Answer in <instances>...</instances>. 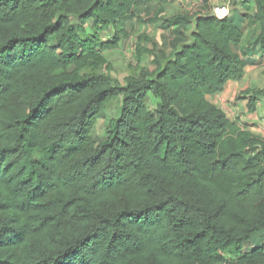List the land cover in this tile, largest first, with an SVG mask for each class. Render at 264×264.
I'll use <instances>...</instances> for the list:
<instances>
[{
  "label": "trees",
  "instance_id": "obj_1",
  "mask_svg": "<svg viewBox=\"0 0 264 264\" xmlns=\"http://www.w3.org/2000/svg\"><path fill=\"white\" fill-rule=\"evenodd\" d=\"M150 1L0 0V264H264V245L242 252L264 235V138L207 99L242 79L251 43L264 55V0L241 1L245 41L207 0L165 19L179 40L166 54L137 37L139 71L119 86L100 52ZM261 98L233 100L253 113Z\"/></svg>",
  "mask_w": 264,
  "mask_h": 264
},
{
  "label": "rangeland",
  "instance_id": "obj_2",
  "mask_svg": "<svg viewBox=\"0 0 264 264\" xmlns=\"http://www.w3.org/2000/svg\"><path fill=\"white\" fill-rule=\"evenodd\" d=\"M241 3L242 0H236ZM238 2V3H239ZM226 3V2H222ZM231 5V4H230ZM236 6V2L233 3ZM246 8L242 9V12L246 14L252 13V4H247ZM233 9V8H232ZM207 10V7L201 8L195 0H169V1H160V0H151L143 8L134 12L132 17L124 19L123 25L125 26L127 32L129 33V38L122 42L120 47L116 50L105 49L101 51L100 54L105 58L109 65L112 67L110 72L111 79L113 83H116L119 86H123L127 78L131 76H136L139 67L136 66V39L139 36H146L149 40L154 43L159 50L164 51L166 54L170 53V46L179 39L174 37L172 34L174 31L181 30L179 27L170 28L165 23V19L171 18L179 14H189L193 15L197 12ZM200 11V12H199ZM241 12V9H240ZM197 13V14H198ZM238 15V16H237ZM233 19L240 27L243 38H248V32L244 22L238 20L239 14H236L233 10L232 14ZM138 19V20H137ZM111 33V32H110ZM111 34H103L101 36L102 42L107 41L110 38ZM255 32L252 33L251 40H254ZM245 41V40H244ZM143 47L150 49V46L147 43L142 44ZM237 52L240 51L241 47L234 48ZM242 51V49H241ZM244 59L247 62L248 67H254V71L251 73L249 78V87L250 88H264V55L259 51L256 46H253L252 43L244 50ZM252 65V66H251ZM140 67L147 68L152 70L151 58L147 55H141V64ZM120 99L118 98L114 102L110 103L105 110V119L99 121L92 133V137L95 140L101 139L105 136V131L108 127L109 121L116 119L119 116V106ZM245 103H234L232 108L224 107V111L229 116H236L240 121L246 122L250 121L246 117L249 116L247 113L246 101H241ZM259 106L256 107L257 113L260 118L264 119V99L261 98L258 100ZM258 103L256 105H258ZM156 100L150 95L146 100L147 108L152 112L155 109ZM229 105V104H228ZM238 105H240L238 107ZM243 105V106H242ZM236 109V111L234 110ZM255 110V111H256ZM260 111V112H259ZM249 118V117H248ZM243 124V123H241ZM246 125H253L247 123ZM262 138L261 136H258ZM264 138V137H263ZM262 138V139H263ZM264 245V235L262 233L253 236L248 242H245L243 245L242 252H247L256 246Z\"/></svg>",
  "mask_w": 264,
  "mask_h": 264
},
{
  "label": "crops",
  "instance_id": "obj_3",
  "mask_svg": "<svg viewBox=\"0 0 264 264\" xmlns=\"http://www.w3.org/2000/svg\"><path fill=\"white\" fill-rule=\"evenodd\" d=\"M203 1L204 0H195V2L200 6L203 5ZM234 1L236 2V6L233 7V10H235L236 14H239V17H243L246 13L242 12V9L246 8V6H244L239 1H236V0H207V3L209 5V8H211V6L221 4L222 2H228L231 4V3H234ZM250 4H252V3H250ZM252 7H253V4H252ZM240 9H241V12H240ZM244 40H246V37ZM247 67H248V65L246 66V68L244 70V76L242 77L241 80H239L237 82H228L222 93L216 94L214 96H209V97H207V99L212 105H214L217 108H219L220 110H222L226 114L227 118L231 122H233L235 125H237L241 130L249 131L254 136H257V137L261 136L263 138L264 137V119L260 118V116L258 115L257 110H256V107L259 106V104H261V103H258V101L256 102V104L258 103V105H255L256 111H254L253 113H249L247 111V113L249 114V116H248L249 118L248 117H246V118L249 119L250 121H246V122L240 121L238 118H236V116L231 117L224 111V107L233 109L232 104L238 103V102H234L233 99L240 92L249 88V78L252 75L251 73L254 71V67L253 66L251 68H247ZM239 102L245 103V102H241V101H239ZM239 106L240 105H238V107ZM234 110L236 111V109H234ZM241 123H243V124H241ZM247 123H250L253 126L250 127V125H246Z\"/></svg>",
  "mask_w": 264,
  "mask_h": 264
},
{
  "label": "built area",
  "instance_id": "obj_4",
  "mask_svg": "<svg viewBox=\"0 0 264 264\" xmlns=\"http://www.w3.org/2000/svg\"><path fill=\"white\" fill-rule=\"evenodd\" d=\"M210 15L217 20L228 19L232 15V7L230 3H221L217 5H213L210 8Z\"/></svg>",
  "mask_w": 264,
  "mask_h": 264
}]
</instances>
